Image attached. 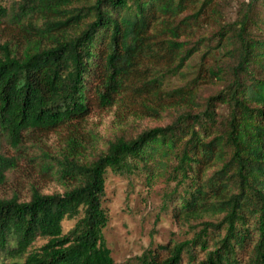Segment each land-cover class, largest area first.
<instances>
[{"label":"trees","instance_id":"trees-1","mask_svg":"<svg viewBox=\"0 0 264 264\" xmlns=\"http://www.w3.org/2000/svg\"><path fill=\"white\" fill-rule=\"evenodd\" d=\"M228 1L0 0V25L37 30L23 52L0 45V185L26 135L137 99L171 114L91 159L58 160L62 192L0 197V264H115L108 169L164 178L172 217L198 221L138 264H264V0H242L232 20Z\"/></svg>","mask_w":264,"mask_h":264},{"label":"rangeland","instance_id":"rangeland-1","mask_svg":"<svg viewBox=\"0 0 264 264\" xmlns=\"http://www.w3.org/2000/svg\"><path fill=\"white\" fill-rule=\"evenodd\" d=\"M241 1L229 0L224 5L227 20L235 18ZM214 30L213 24H207L204 34L210 35ZM36 34L32 25L23 29L16 24H1L0 45L8 43L12 52L20 53ZM215 43L216 39L212 38L211 44ZM197 60L194 56L192 62ZM173 84H182V80L173 78ZM215 88L217 86L208 85L203 92L208 94ZM141 103L137 99L127 103L126 108L117 103L106 109H94L85 119L68 126L26 135L22 149L18 153L10 152L16 156L17 165L9 170L6 181L0 185V197L18 194L21 200H28L34 189L45 194L62 192L66 182L58 172L61 170L58 160L63 161L64 157L88 160L95 157L106 141L116 136H133L145 128L169 123L170 111L152 117ZM166 189V180L161 177L147 180L143 174L107 170L104 205L108 209L109 223L103 235L115 264H138L149 247L193 235L198 221L188 227L176 222L170 207H166ZM76 220L77 217L65 218L63 232H67Z\"/></svg>","mask_w":264,"mask_h":264}]
</instances>
